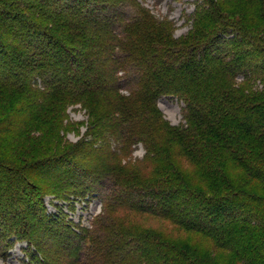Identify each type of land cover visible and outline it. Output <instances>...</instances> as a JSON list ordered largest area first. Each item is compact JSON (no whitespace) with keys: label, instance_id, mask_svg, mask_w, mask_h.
<instances>
[{"label":"trees","instance_id":"1","mask_svg":"<svg viewBox=\"0 0 264 264\" xmlns=\"http://www.w3.org/2000/svg\"><path fill=\"white\" fill-rule=\"evenodd\" d=\"M187 19L175 36L138 0H0V244L26 241V264H264V0ZM104 189L91 228L44 203Z\"/></svg>","mask_w":264,"mask_h":264},{"label":"rangeland","instance_id":"2","mask_svg":"<svg viewBox=\"0 0 264 264\" xmlns=\"http://www.w3.org/2000/svg\"><path fill=\"white\" fill-rule=\"evenodd\" d=\"M142 5L146 6L157 18H167L172 20L174 35L180 36L185 34L190 26V21L187 15L192 12L195 0H138ZM183 103L175 97L162 96L158 100V107L163 117L172 125L184 123L182 118ZM87 116L85 110L79 105H71L67 109V127L64 132V137L73 142L78 140L86 129ZM62 132V133H63ZM145 149L143 143L134 141L128 145L122 153L123 160H131L132 162L139 161L143 158ZM111 190H103V197L96 196L91 199H82L80 197H71L69 201H60L55 199L53 194L45 195L44 203L49 212H57L61 210L65 213L66 219H71L73 223L91 228L95 225L96 219L105 215V209L102 205V200L109 197ZM59 206H55L54 203ZM61 207V208H60ZM97 215V217H96ZM108 217V216H106ZM103 220L99 218L97 220ZM147 224H156V219H149ZM26 241L16 240L14 243L6 245L0 244V264H26ZM87 247L90 245V240L87 238ZM85 250V249H84ZM86 252V250L84 251Z\"/></svg>","mask_w":264,"mask_h":264}]
</instances>
